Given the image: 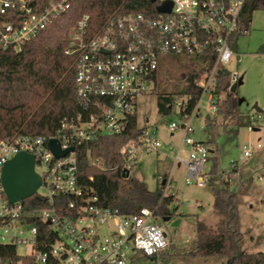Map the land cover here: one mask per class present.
Segmentation results:
<instances>
[{
  "label": "built area",
  "instance_id": "built-area-1",
  "mask_svg": "<svg viewBox=\"0 0 264 264\" xmlns=\"http://www.w3.org/2000/svg\"><path fill=\"white\" fill-rule=\"evenodd\" d=\"M165 2L172 4L171 11L159 12L157 7ZM155 4L154 16L142 12L113 15L99 30L92 28L91 16L83 14L71 31L65 53L75 57L77 99L84 110L66 118L56 135L0 140V243L15 246L17 252L18 247L25 249L18 253V262L9 264H128L132 252L157 257L167 248L168 235L156 210L142 207L125 213L106 207L92 190L79 185L76 155L77 145L126 128L129 116L137 111L138 97L156 82L164 55L194 56L204 67L196 70L200 73L196 85L202 92L194 109L182 114L190 95L178 97L179 120L168 127L172 134L183 131L176 161L187 167L186 184L203 187L211 183L213 177L207 170L211 150L196 139L193 120L202 114L206 96L208 111L216 115L226 93H235L232 87L241 78L230 65L242 61L239 39L250 33L255 9L264 10V6L255 5L254 0H156ZM69 8L68 0H0V46L22 51ZM224 71L230 75L229 86L217 93ZM52 138L62 149L74 147V151L56 157L48 146ZM162 146L158 128L146 126L139 144L128 150L125 171L130 172L143 153H158ZM184 147L188 148L186 158L180 154ZM253 150L244 145L241 159L252 157ZM19 152L34 155L42 185L31 197L10 203L2 169ZM238 166V161L232 162V169H238L230 175L235 182ZM41 188L44 193L39 192ZM101 225L107 233L100 230Z\"/></svg>",
  "mask_w": 264,
  "mask_h": 264
},
{
  "label": "trees",
  "instance_id": "trees-1",
  "mask_svg": "<svg viewBox=\"0 0 264 264\" xmlns=\"http://www.w3.org/2000/svg\"><path fill=\"white\" fill-rule=\"evenodd\" d=\"M68 1L70 8L28 42L22 51L5 50L0 46V140L20 135H56L66 118L84 110L77 99L76 60L65 53L71 31L83 14L91 16L95 30L113 15L157 14L156 4L150 0ZM259 1L264 6V0H254V4L260 5ZM197 68L202 70L204 67L197 62L187 72L185 91L178 94L179 97L190 95L182 114L192 112L202 92L196 85L200 75ZM229 82V73L222 72L217 93L227 91ZM157 103L161 115H176L171 95L159 94ZM219 112L226 118L231 117L234 125H244L237 91L226 93L220 100ZM145 129L146 126L139 125L136 111L129 116L126 128L120 133L100 135L77 145L78 183L85 190H92L103 206L117 207L125 213L149 207L165 218L175 214L169 206L176 197L164 195L160 186L150 190L144 182L125 175L128 150L139 144ZM237 171L235 168L231 173ZM234 182L228 176L219 186L213 187V207L220 218L215 227L198 221L196 252L205 258H227L228 264H264L263 251L245 253L240 248L238 198L246 193V188L243 183L236 186ZM19 259L15 246L0 243V264L16 263Z\"/></svg>",
  "mask_w": 264,
  "mask_h": 264
},
{
  "label": "rangeland",
  "instance_id": "rangeland-1",
  "mask_svg": "<svg viewBox=\"0 0 264 264\" xmlns=\"http://www.w3.org/2000/svg\"><path fill=\"white\" fill-rule=\"evenodd\" d=\"M263 45L264 10L256 8L250 33L239 39V50L244 53L242 61L230 65L232 71L238 69L240 73L237 95L244 125H234L231 117L226 118L220 112L210 114L207 96L202 102V114L193 120L196 139L205 142L211 150L207 170L213 178L203 187L186 184L187 167L176 161L183 131L178 129L172 134L168 127L171 121L179 120L178 116L161 115L157 103L159 94L171 95L176 103L178 94L185 91L187 72L200 60L194 56L173 54L160 58L156 82L150 84L147 94L138 97L137 115L140 126L158 128L163 146L158 153H143L130 176L144 182L150 190L160 186L164 195H174L176 200L169 209L175 214L167 221L160 217L169 239L167 248L155 258L132 252L128 264H228L227 258H205L197 254V223L200 220L215 227L218 222L220 215L213 207V187L231 175L233 161H238L240 172L234 184L243 183L246 188V193L238 198L240 248L245 253L264 252V180H259L264 176ZM259 114L261 118L257 117ZM249 126L256 129H249ZM258 144L261 148L256 149ZM244 145L254 150L252 157L242 160ZM180 154L186 158L188 148L184 147ZM39 192L44 193V188ZM99 228L107 233L105 226ZM24 252L23 247H18L19 254Z\"/></svg>",
  "mask_w": 264,
  "mask_h": 264
},
{
  "label": "water",
  "instance_id": "water-1",
  "mask_svg": "<svg viewBox=\"0 0 264 264\" xmlns=\"http://www.w3.org/2000/svg\"><path fill=\"white\" fill-rule=\"evenodd\" d=\"M150 1L156 2V0ZM171 8L172 4L165 2L159 5L157 10L159 12H170ZM237 87L238 84H234L232 92H236ZM48 146L56 157H63L75 149L74 147L62 149L60 143L55 138L49 140ZM125 175H130L129 170L125 171ZM1 176L4 190L10 203L31 197L42 185V178L35 170V157L27 152H19L12 159L8 160L3 166ZM170 218V216L165 217L163 220L167 221Z\"/></svg>",
  "mask_w": 264,
  "mask_h": 264
},
{
  "label": "crops",
  "instance_id": "crops-1",
  "mask_svg": "<svg viewBox=\"0 0 264 264\" xmlns=\"http://www.w3.org/2000/svg\"><path fill=\"white\" fill-rule=\"evenodd\" d=\"M241 81V80H240Z\"/></svg>",
  "mask_w": 264,
  "mask_h": 264
}]
</instances>
